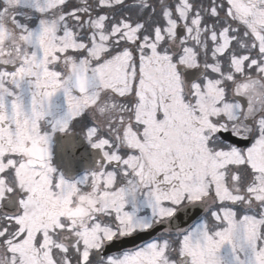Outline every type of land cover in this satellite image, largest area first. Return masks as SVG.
I'll list each match as a JSON object with an SVG mask.
<instances>
[{
    "label": "snow or ice",
    "instance_id": "6c2138e0",
    "mask_svg": "<svg viewBox=\"0 0 264 264\" xmlns=\"http://www.w3.org/2000/svg\"><path fill=\"white\" fill-rule=\"evenodd\" d=\"M0 264H264V0H0Z\"/></svg>",
    "mask_w": 264,
    "mask_h": 264
},
{
    "label": "water",
    "instance_id": "95a60500",
    "mask_svg": "<svg viewBox=\"0 0 264 264\" xmlns=\"http://www.w3.org/2000/svg\"><path fill=\"white\" fill-rule=\"evenodd\" d=\"M75 156L76 159L74 161V167L79 169L87 165L89 157L84 147L78 148L75 153Z\"/></svg>",
    "mask_w": 264,
    "mask_h": 264
}]
</instances>
